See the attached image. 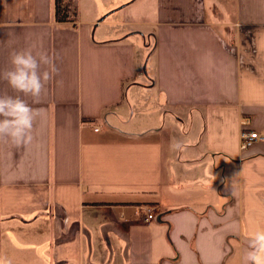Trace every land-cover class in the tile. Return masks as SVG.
I'll list each match as a JSON object with an SVG mask.
<instances>
[{
	"label": "crops",
	"instance_id": "crops-1",
	"mask_svg": "<svg viewBox=\"0 0 264 264\" xmlns=\"http://www.w3.org/2000/svg\"><path fill=\"white\" fill-rule=\"evenodd\" d=\"M115 1L58 22L56 0H0V70L32 46L58 69L23 97L32 142L0 140V264H244L264 229V141L241 146L264 136V0ZM148 103L156 123L127 130Z\"/></svg>",
	"mask_w": 264,
	"mask_h": 264
},
{
	"label": "clouds",
	"instance_id": "clouds-1",
	"mask_svg": "<svg viewBox=\"0 0 264 264\" xmlns=\"http://www.w3.org/2000/svg\"><path fill=\"white\" fill-rule=\"evenodd\" d=\"M54 60L53 55L37 50L35 46L10 53V66L0 70V81L5 82L16 95L0 94V140L18 148L32 142L34 121L42 109L32 107L23 97H31L33 103L40 102L46 85L58 73ZM173 147L182 150L179 142H175ZM244 264H264V229L252 233Z\"/></svg>",
	"mask_w": 264,
	"mask_h": 264
},
{
	"label": "rangeland",
	"instance_id": "rangeland-1",
	"mask_svg": "<svg viewBox=\"0 0 264 264\" xmlns=\"http://www.w3.org/2000/svg\"><path fill=\"white\" fill-rule=\"evenodd\" d=\"M112 0H78V9H77V16L79 20H85V19H91L95 14H99V10L104 9L107 7L108 4L111 3ZM120 0H116L115 2L119 3ZM66 3L68 5L69 13H71V16L73 17L75 15V10L71 6V0H66ZM70 16V14H69ZM98 16V15H97ZM153 81L148 82L149 87L153 85ZM153 89V87L151 88ZM152 93V92H151ZM150 98L155 97L154 94H151L149 96ZM140 99V98H139ZM152 100V99H151ZM137 101L138 98H134V102L136 105L138 104V109L141 108L143 105H140ZM148 104H145L142 111L137 112L132 121L127 123L126 129L133 131L135 129L145 127L146 125L154 124L157 121V116L154 114L156 111L154 110L153 104L148 106ZM153 107V108H151ZM145 108H151L149 110H145ZM129 113V112H128ZM126 116V115H125ZM129 114L126 116L128 118ZM171 119H167L164 122V118H162V124H166V126H170ZM101 125V124H99ZM181 127V125H180Z\"/></svg>",
	"mask_w": 264,
	"mask_h": 264
},
{
	"label": "built area",
	"instance_id": "built-area-1",
	"mask_svg": "<svg viewBox=\"0 0 264 264\" xmlns=\"http://www.w3.org/2000/svg\"><path fill=\"white\" fill-rule=\"evenodd\" d=\"M245 125H249V122L245 121ZM259 141H264V136L260 135L259 133L246 131H243L241 133V146L243 150L250 149L251 147H253V145H255V143ZM152 220H155V216L152 212H149L147 221L150 222Z\"/></svg>",
	"mask_w": 264,
	"mask_h": 264
},
{
	"label": "trees",
	"instance_id": "trees-1",
	"mask_svg": "<svg viewBox=\"0 0 264 264\" xmlns=\"http://www.w3.org/2000/svg\"><path fill=\"white\" fill-rule=\"evenodd\" d=\"M69 10L66 0H56V18L58 22H69Z\"/></svg>",
	"mask_w": 264,
	"mask_h": 264
},
{
	"label": "water",
	"instance_id": "water-1",
	"mask_svg": "<svg viewBox=\"0 0 264 264\" xmlns=\"http://www.w3.org/2000/svg\"><path fill=\"white\" fill-rule=\"evenodd\" d=\"M109 15H110V14H107V15H105L104 17H102V18L98 21L97 25H99L100 23L104 22L105 19H106ZM97 25H96V26H97Z\"/></svg>",
	"mask_w": 264,
	"mask_h": 264
}]
</instances>
